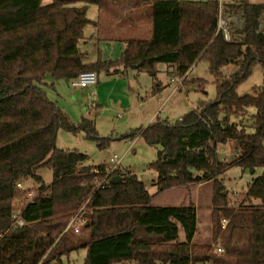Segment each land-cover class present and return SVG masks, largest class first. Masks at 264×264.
<instances>
[{"label":"trees","instance_id":"trees-1","mask_svg":"<svg viewBox=\"0 0 264 264\" xmlns=\"http://www.w3.org/2000/svg\"><path fill=\"white\" fill-rule=\"evenodd\" d=\"M41 1L0 0V264H23V257L28 264L38 262L41 250L13 245L6 251L7 240L29 232L32 241L41 239L51 247L39 264H62L61 254L79 245L86 249L83 264H264V86L250 94L236 91L253 64H260L264 73V32L259 27L264 4H227L242 18L238 39L228 41L215 31L217 4L212 0H135L134 6L151 8L150 36L125 39L116 58L102 59L98 52L94 61H86L79 42L84 27L95 21L87 17L85 5L72 3L99 0ZM200 59L214 78L215 98L201 99L174 121L158 115L121 138L139 135L159 147L148 163L156 173V191L212 180L209 244L191 243L197 222L192 201L153 204L152 193L135 173L117 167L105 176L107 162L95 166L86 153L57 147L59 128L83 131L98 149L108 146L109 138L97 137L88 117L74 124L45 91L47 76L69 81L85 70L117 73L130 66L155 83L160 62L168 79L202 83L188 76ZM229 64L236 69L225 75L222 69ZM153 85L156 94L161 86ZM249 107L255 112L247 124ZM229 142L236 153L227 162L219 158L217 145ZM234 165L259 172L231 203L222 174ZM43 166L51 170L49 184L37 172ZM114 175L119 179L112 181ZM19 180L32 181L36 194L23 211L24 224L13 227L10 213L18 201L14 187ZM101 181L104 186L98 185ZM82 205L86 237L80 240L64 228ZM13 254L18 255L15 260Z\"/></svg>","mask_w":264,"mask_h":264},{"label":"rangeland","instance_id":"rangeland-1","mask_svg":"<svg viewBox=\"0 0 264 264\" xmlns=\"http://www.w3.org/2000/svg\"><path fill=\"white\" fill-rule=\"evenodd\" d=\"M51 1L42 0L41 3L47 4ZM132 1L99 0L97 4H85L81 1L72 3L74 6L85 5L87 17L96 21L95 24H88L84 27L87 43L83 44L82 41L79 43V47L86 50L85 60H95L98 52L101 53L102 58H116L121 52L126 38L145 39L150 36L151 8L148 6L137 9L135 12L127 9L124 12L122 6ZM105 33L111 35L108 40L103 38ZM156 67L158 81L155 83H162L165 87H161L156 94L152 93L153 84H155L152 78L145 71L131 67L126 68L128 71L120 75L100 71L97 84L84 88L71 87L63 79L55 80V89L52 96L61 110L67 114L70 121L77 124L82 116L88 117L94 121L96 136L109 138L108 146L104 149H98L95 140L86 136L83 131L72 133L59 128L56 137L57 147L77 149L84 152L95 166L101 162H106L109 154L117 153L121 156L119 167L135 173L145 183L149 192L152 191L155 187L156 173L148 168V163L155 159L158 149L156 146L146 144L139 135L133 140L121 137L134 129L140 128L142 125L146 126L148 124L145 119L154 103L164 100V108L160 113H164L168 109V121H174L192 107H196L201 99H214L216 93L214 78L208 70L207 62L203 59L196 62L189 74V78H200L203 79V82L197 83L190 79L182 89L174 88L173 84H167L168 78L164 63L160 62ZM235 69L236 66L230 64L225 66L222 71L225 75H229ZM45 82L51 83V77L47 76ZM181 83L182 81H180L178 87L181 86ZM263 86V69L260 64L256 63L251 66L248 75L238 82L236 91L239 94H250L253 93L254 89ZM91 90L94 92L91 93ZM160 95L162 96L159 97ZM139 96L143 98L153 96V99L142 102L141 99L139 100ZM254 112L253 107L247 109V116L245 117L247 124ZM247 130L250 129L247 128ZM262 143L264 145V138ZM233 147L232 142H229L228 145H217L219 158L227 162L232 160L234 158ZM220 149L226 150L221 152ZM37 172L46 184L50 183L51 170L49 167L43 166ZM258 172L257 169L255 174ZM255 174H251L249 170L236 165L231 166L222 174L225 187L229 195H232L233 200L230 199L231 203L238 200L239 194L245 189L251 175ZM28 182L33 184L30 180ZM33 186L36 190L34 184ZM207 194L209 196V192ZM208 196L207 199H209ZM204 198L203 195V200H205ZM29 233L32 235V232ZM29 233L27 234L29 235ZM180 235L182 236V231H180ZM12 241L19 249L22 247L20 242ZM213 247L217 248V245H213ZM11 248L10 245L8 251ZM22 252L21 250L18 253L19 256L23 255ZM11 254L12 252H9V255ZM85 255L86 249L79 248L72 249L68 253H62L60 258L62 264H83ZM17 256L13 254L11 260H15ZM26 264H28V260H26ZM196 264L208 263L198 262Z\"/></svg>","mask_w":264,"mask_h":264},{"label":"crops","instance_id":"crops-1","mask_svg":"<svg viewBox=\"0 0 264 264\" xmlns=\"http://www.w3.org/2000/svg\"><path fill=\"white\" fill-rule=\"evenodd\" d=\"M133 1H135V0H133ZM133 1L130 3H125L122 6V9L124 10V12L127 9L130 10L131 12H135L137 9H143L146 7V6H134ZM235 1L236 0H226V3L229 5V4H233ZM249 2L263 3L264 4V0H249ZM93 21H95V20H93ZM259 21H260L259 27L264 32V10L261 12V15L259 17ZM95 23H96V21H95ZM238 28H239V25L235 26V28L233 29V32H232L233 33V39L232 40H234V41L238 39V35H237ZM83 33H84V30H83ZM110 36L111 35H108L105 33L103 35V38L105 40H108L110 38ZM86 38H87V35H85V33H84V38L81 40L83 44L87 43L85 41ZM81 50L86 52L85 49H81ZM99 54L101 55L100 52H99ZM101 58H102V56H101ZM102 59H113V58L105 57ZM86 61H88V60H86ZM92 61H94V60H92ZM195 65H196V63L194 65H192L191 68L189 69L188 76H189L190 72L192 71L193 66H195ZM231 65H234V64H231ZM130 67L135 68V66H130ZM127 71H128V69H121L120 71H118L115 74L120 75V74H123L124 72L126 73ZM97 77H98V73H97ZM172 78L168 79L167 84H171V85L173 84V86L175 88L176 87L175 83H173L171 81ZM54 81L55 80H52V82H51L53 84V87H49L50 83H48V85L45 88V91H46V94L49 97V99L56 103L54 97L52 96L54 89H55V82ZM97 82H98V79H97ZM97 82L94 85H96ZM65 83L68 84L67 82H65ZM159 84L161 85L162 88H165V87H163L162 83H159ZM184 86H185V84L181 83V86L177 87V88L182 89ZM90 92L92 93L94 91L91 90ZM161 96L162 95H160L159 97H161ZM138 98H139V100L141 99L142 102H146V101H150L151 99H153V96H149V97H145V98L139 96ZM163 108H164V100L161 102H158V103H154L150 107V112L147 115L145 121L147 120V123H150L153 120H155L158 115L161 116L162 113H160V112H161V110H163ZM167 112H168V109L166 112H164L163 116L166 117V120L168 121L169 118H167ZM163 116H161V117H163ZM142 127H144V126L142 125ZM226 145H228V144H226ZM156 148L158 149L159 147L156 146ZM220 150L222 152V151H225L226 149H220ZM233 151H234V153H236V150L233 149ZM120 158H121V156H120ZM120 169L122 171H126L123 168H120ZM204 188H205V190H204ZM203 190H204L205 194H204ZM211 191H212V180H205V181H201L198 183H190L187 185L172 186V187L166 188L162 191H156L155 187H154L153 190L150 191V193H152L151 203L156 204V205H164V204H182V203H187L189 201H192L196 207L197 222H196V232L194 233V235L192 237L191 243L192 244H209V243H212ZM208 192H209V196L207 194ZM203 195L205 197L204 198L205 200H203ZM207 196L209 197V199H207ZM71 234L73 235V237H77L80 240H83L86 237V231L85 230H83V232H81L80 234H75V233H71ZM12 240L20 242L22 244L21 248L24 249L25 251L26 250H28V251H30V250L31 251L32 250H41L42 254H41L40 258H44L48 254V251L51 248V247H47V248L45 247L44 240L40 239L37 242L32 241V235L29 233V235L27 234L26 237H23L21 239L16 238V239L7 240L6 241L7 242L6 243V246H7L6 251H8V247L10 245L11 246L14 245ZM79 248L85 249L82 245H79L78 247H74L72 249H79ZM72 249H70V250H72ZM23 260H24L23 264H26L24 257H23ZM19 264H22V262L20 261ZM123 264H131V263L124 262Z\"/></svg>","mask_w":264,"mask_h":264},{"label":"built area","instance_id":"built-area-1","mask_svg":"<svg viewBox=\"0 0 264 264\" xmlns=\"http://www.w3.org/2000/svg\"><path fill=\"white\" fill-rule=\"evenodd\" d=\"M217 4V18H216V32H220L225 40L233 39V29L235 26L240 27L242 19L239 14L229 10L225 0H212ZM176 78V79H175ZM172 78L171 81L175 83L178 87L180 83V78ZM97 82V73L92 70H85L80 72L76 77L67 81L68 85L71 87L84 88L87 86L94 85ZM175 87V88H176ZM120 156L117 153H111L107 157V168L105 176H108L115 168L120 166ZM93 172H97V168L92 169ZM99 186H104L102 181L98 184ZM18 196L16 199L17 203L11 210L10 213V223L13 227L22 226L24 224L23 211L26 205L31 202L36 194L33 184H30L26 180H19L15 183L14 187ZM85 207L82 205L78 208L69 218L64 231H70L75 234L82 232V227L85 223ZM224 224V221H222ZM217 251H222L220 246H217ZM43 259V258H41ZM41 259L36 264L41 262Z\"/></svg>","mask_w":264,"mask_h":264},{"label":"water","instance_id":"water-1","mask_svg":"<svg viewBox=\"0 0 264 264\" xmlns=\"http://www.w3.org/2000/svg\"><path fill=\"white\" fill-rule=\"evenodd\" d=\"M64 82H67L66 79H64ZM163 115H164V113L161 114V116H163ZM163 117H164V116H163ZM163 117H162V118H163ZM164 155H165V154H164ZM117 179H119V176H117V175H114V176H112V178H111L112 181H116Z\"/></svg>","mask_w":264,"mask_h":264}]
</instances>
